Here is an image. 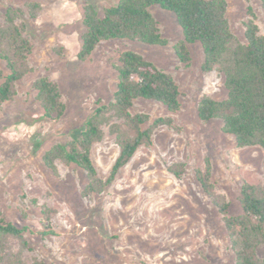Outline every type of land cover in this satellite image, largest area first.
Masks as SVG:
<instances>
[{
    "label": "rangeland",
    "instance_id": "obj_1",
    "mask_svg": "<svg viewBox=\"0 0 264 264\" xmlns=\"http://www.w3.org/2000/svg\"><path fill=\"white\" fill-rule=\"evenodd\" d=\"M118 0H0V22L8 11L32 44L29 72L15 86L12 100L0 106V214L28 227L23 239H9L24 264H234L222 217L202 191L195 171H208L213 191L229 203V214L241 212L239 191L244 182L264 185V151L238 147L222 131L220 120L203 122L197 114L202 97L226 98L224 77L203 72V52L188 46L181 62L174 47L182 41L175 16L149 8L166 46L128 40L101 42L86 61H79L83 6L90 2L101 14ZM227 19L235 38L245 42L244 23L255 17L264 36L262 0H226ZM133 51L169 74L179 89L180 108L170 113L158 102L137 99L131 112L171 119L158 127L151 144L138 148L103 193L85 197L84 171L55 161L50 171L42 155L57 143L79 137L98 104L109 105L117 84V57ZM7 74L0 60L1 76ZM48 77L59 88L65 105L57 120L44 119L33 82ZM98 123L102 139L91 159L105 179L119 155L111 125L122 120L112 111ZM181 171L175 177L169 168ZM49 211L53 234L45 229ZM264 259V246L257 248Z\"/></svg>",
    "mask_w": 264,
    "mask_h": 264
},
{
    "label": "trees",
    "instance_id": "obj_2",
    "mask_svg": "<svg viewBox=\"0 0 264 264\" xmlns=\"http://www.w3.org/2000/svg\"><path fill=\"white\" fill-rule=\"evenodd\" d=\"M154 6L175 16L182 35V41L174 47L179 60L187 62L188 46L198 43L203 52L202 71L215 70L224 77L226 98L202 97L197 107L200 120H220L222 131L232 136L238 147L257 146L264 151V36L260 35L252 12L244 23L245 42L239 43L227 19L226 0H118L101 14L87 2L83 6L85 31L77 59L86 61L101 42L108 40L166 46L168 42L149 11ZM261 6L264 11V0ZM31 52V42L15 25L11 12H6L4 22H0V60L7 69V74L1 76L0 106L13 99L16 84L29 72L27 59ZM116 71L113 101L109 105H97L79 137L57 143L42 155L44 165L53 173L57 172L56 160L84 171L87 182L82 194L85 197L103 193L138 148L151 144L153 132L158 127L171 125L169 118L151 119L147 114H133L135 100L158 102L170 113L180 108L176 82L140 54L120 53ZM33 89L44 119L57 120L64 115L65 105L54 81L39 77L33 82ZM109 111L122 120L125 130L119 125L110 127L120 151L109 175L101 179L92 162L91 149L102 139L98 120ZM169 171L177 178L181 175L175 166ZM195 178L222 217L234 264H264V259L257 255V248L264 246V185L244 182L238 197L241 212L230 215L229 203L213 191L209 172L196 170ZM42 214L47 231L41 234L51 235L49 211L45 209ZM28 232H31L28 227H19L0 214V264H24L21 253L12 250L9 239H23Z\"/></svg>",
    "mask_w": 264,
    "mask_h": 264
}]
</instances>
